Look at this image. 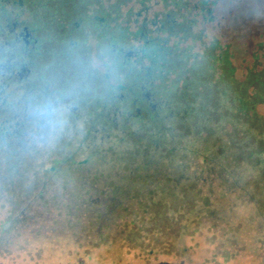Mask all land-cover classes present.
<instances>
[{
	"label": "rangeland",
	"instance_id": "obj_1",
	"mask_svg": "<svg viewBox=\"0 0 264 264\" xmlns=\"http://www.w3.org/2000/svg\"><path fill=\"white\" fill-rule=\"evenodd\" d=\"M149 4L150 12L163 7L160 0ZM130 7L135 20L140 0H131L122 7L123 12ZM212 7V19L195 27L203 29V39L188 38L180 47L193 45L192 50L198 51L215 39L229 50L238 78L243 79L251 69H264V0H217ZM43 35L27 36L28 44L36 48L30 69H22L18 77L9 80L6 67H0V125L8 129L10 139L8 147L0 151V188L8 186L12 171L17 176L12 180V194L22 192V183L41 174L46 182L71 191L72 203L80 198V190L88 193L94 189L100 194L111 186L119 194L147 195L149 203L157 196L153 192L167 190L174 194L169 193V199L176 197V210L163 209L168 222L163 219L164 232L145 257L149 264H264V210L248 209L245 200L236 195H223L219 187L211 189L198 182L199 172L207 176L196 164L199 152H210L213 147L219 154L224 152L211 142L210 133L196 130L194 120L185 112L188 120L183 122L175 110L161 114L154 123L124 114L111 121L109 98L104 94L99 99L100 89L93 84L110 64L109 57L100 54L95 38H89L76 66L86 77L81 80L78 73L74 76V72L63 70V59L50 50V44L49 52L37 47ZM174 77L170 75V79ZM109 84L117 83L110 78ZM151 89L154 106L161 103L164 107L172 94L160 92L158 80L152 81ZM100 101L103 105L98 107ZM257 109L264 114V104ZM13 131L19 133L10 135ZM199 160L211 161L205 157ZM71 180L76 182L72 188L68 187ZM165 180L169 183L164 184ZM217 184L215 181L212 187L220 186ZM49 192L44 204L32 202L27 223L8 225L6 231L9 209L0 199V264H79L71 253L79 249L80 232L93 228L90 231L95 233V228L82 215L83 207L73 205V210L79 211L69 216L64 196L57 197L58 203L51 197L52 189ZM131 203L133 206L135 201ZM213 213L221 219L217 227L213 226Z\"/></svg>",
	"mask_w": 264,
	"mask_h": 264
},
{
	"label": "trees",
	"instance_id": "obj_2",
	"mask_svg": "<svg viewBox=\"0 0 264 264\" xmlns=\"http://www.w3.org/2000/svg\"><path fill=\"white\" fill-rule=\"evenodd\" d=\"M108 1L0 0V67H6L9 80L18 77L22 69H30L31 64H35L31 59L36 48L28 44L27 36L43 32L41 46L37 47L47 50L50 44V50H55L60 60L63 59V70L74 72V76L78 73L81 80H86L76 66L80 65L87 42L93 36L100 54L110 60L108 70L93 84L100 89L99 99L105 97L104 94L109 98L111 121L120 120L124 114L154 123L161 114L175 110L186 122L185 112L194 120L196 130L208 131L211 142L224 150L219 154L213 147L210 152H199L196 164L207 176L199 172L198 182L211 189L219 187L223 195H236L239 200H245L248 209L263 211L264 114H260L257 107L264 104V69H251L243 79L238 78L229 50L221 48L215 39L204 43L203 49L198 51L192 50L193 45L180 47L188 38L203 39V29L197 31L195 27L199 22L203 25L212 19V6L217 0H160L162 9L152 12L151 0H140L135 20H132L133 7L126 12L122 10L131 0H113L109 4ZM173 37L177 39L169 44ZM171 74L175 75L173 79H170ZM110 78L117 84L110 85ZM154 80H158L160 92L172 94L165 99L164 107L161 103L154 106L151 89ZM102 101L96 103L98 107L103 105ZM175 105L181 106L175 109ZM7 130L0 125V151L10 143ZM18 133L13 131L10 135ZM202 157L211 161L204 163L199 160ZM40 175L31 176L19 188L22 192L12 194V180L17 176L11 171L8 186L5 190L0 188V199L5 200L3 205L9 209L4 221L5 231L8 225L27 223L32 202L44 204L52 189L51 197L58 203L57 197L64 196V209L69 216L79 211L78 208L73 210V205L78 204L77 207L84 208L82 215L88 217L89 225L95 228V233L90 231L93 228L80 232L82 242L78 252L71 253L77 263H151L145 257L164 232L167 215L163 209L176 210V197L169 199L168 196L173 192H153L157 196L149 203L147 195L134 197L129 191L119 194L110 186L105 188L109 195L105 191L99 194L94 189H89L88 193L80 190V198L72 203L71 191L46 182ZM215 181L220 186L213 188ZM75 183L69 181L68 187L72 188ZM167 183L169 180H165L164 184ZM132 201H135L133 206ZM211 217L213 226L217 227L221 219H216L214 213Z\"/></svg>",
	"mask_w": 264,
	"mask_h": 264
}]
</instances>
